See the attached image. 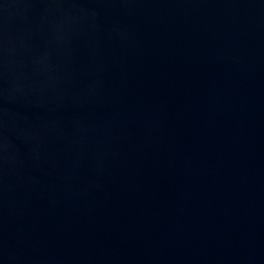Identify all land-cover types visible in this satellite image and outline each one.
Wrapping results in <instances>:
<instances>
[{"label": "water", "instance_id": "water-1", "mask_svg": "<svg viewBox=\"0 0 264 264\" xmlns=\"http://www.w3.org/2000/svg\"><path fill=\"white\" fill-rule=\"evenodd\" d=\"M0 264H264V0H0Z\"/></svg>", "mask_w": 264, "mask_h": 264}]
</instances>
